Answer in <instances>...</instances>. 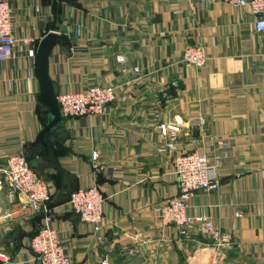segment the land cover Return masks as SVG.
<instances>
[{"label": "crops", "instance_id": "obj_1", "mask_svg": "<svg viewBox=\"0 0 264 264\" xmlns=\"http://www.w3.org/2000/svg\"><path fill=\"white\" fill-rule=\"evenodd\" d=\"M7 1L15 37L29 43L0 60V163L12 153L43 151L36 140L49 115L37 100L35 66L47 32L65 34L49 53L56 93L92 83L116 87L102 113L63 118L64 140L47 141V156L31 159L47 183L50 224L71 264H212L214 257L216 264H264V34L248 7L228 0ZM186 44L203 47L205 65L182 62ZM175 116L176 149L159 152L168 139L160 125ZM212 136L230 141L220 185L193 195L187 213L229 234L219 250L194 225L180 239L159 216L178 190L172 154L204 150ZM92 185L104 197L101 240L67 207L70 191ZM41 223L40 212L0 189V249L10 254L8 264H39L28 241Z\"/></svg>", "mask_w": 264, "mask_h": 264}, {"label": "built area", "instance_id": "obj_2", "mask_svg": "<svg viewBox=\"0 0 264 264\" xmlns=\"http://www.w3.org/2000/svg\"><path fill=\"white\" fill-rule=\"evenodd\" d=\"M232 4L248 7L255 17L254 29L264 34V0H228ZM14 16L7 0H0V60L8 59L17 43H29L28 38H17L14 34ZM207 55L200 45L186 44L181 53V60L187 64L201 67L207 62ZM117 60L124 63V57ZM138 71V67L133 68ZM175 83V82H174ZM113 84L92 83L85 89L74 92H60L56 95L59 112L62 118L90 116L102 113L116 97ZM180 119L175 116L172 124L160 125L162 135L167 141L158 146L159 152L173 153L177 145L176 132ZM170 132V133H169ZM228 139H217L213 136L203 144L204 150H187L171 156L172 173L178 183L177 192L163 200L159 207V216L166 225L177 227L180 239L188 236L189 226L207 237L215 250L229 245V234L213 224L207 217H191L187 213L189 199L202 190L215 191L220 185L218 169L224 158L223 150L229 147ZM93 170L100 167L99 153L93 150L90 154ZM4 188L8 197L18 199L30 212H40L42 223L28 241L29 249L34 253L39 264H71L65 254L56 230L51 226V209L48 207L50 193L47 183L33 169L24 153H12L0 163V189ZM104 197L96 185L80 187L73 190L67 200L69 211L82 222L92 225L93 233L98 240L102 228ZM241 215V211L235 212ZM214 257L212 264H216ZM11 256L0 249V263L8 264Z\"/></svg>", "mask_w": 264, "mask_h": 264}, {"label": "water", "instance_id": "obj_3", "mask_svg": "<svg viewBox=\"0 0 264 264\" xmlns=\"http://www.w3.org/2000/svg\"><path fill=\"white\" fill-rule=\"evenodd\" d=\"M65 37L62 32H47L38 42L36 47L35 76L39 83L38 103L44 107L49 119L39 132L36 142L40 143L45 156L48 154L46 142L57 143L63 141L67 133L62 125L63 118L60 115L56 100V91L49 77V53L52 47L61 42Z\"/></svg>", "mask_w": 264, "mask_h": 264}, {"label": "trees", "instance_id": "obj_4", "mask_svg": "<svg viewBox=\"0 0 264 264\" xmlns=\"http://www.w3.org/2000/svg\"><path fill=\"white\" fill-rule=\"evenodd\" d=\"M43 112L46 113L45 111H43ZM46 114H47V113H46ZM46 122H47V120L44 121V125L46 124ZM36 144H37V143H36ZM46 144H47V142H46ZM47 147H48V144H47ZM39 149H40V151H38V152H37V151H36V152L34 151V152L31 153V155H29V154H25L27 160L30 162L31 166L33 167V169H34L35 171H37V170H36V168L33 166V164L31 163V159H32V156H34V155H36V154L43 155V151H42V149H41V148H39ZM33 158H34V157H33ZM73 190H75V189H73ZM73 190H72V191H73ZM72 191H70V193H71ZM70 193H69V195H70ZM69 195H68V198H69ZM67 200H68V199H67ZM35 233H36V231H35L33 234H35ZM33 234H32V235H33ZM32 235H31V236H32Z\"/></svg>", "mask_w": 264, "mask_h": 264}]
</instances>
